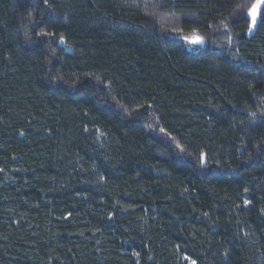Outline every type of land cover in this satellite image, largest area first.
<instances>
[{"label": "trees", "instance_id": "1", "mask_svg": "<svg viewBox=\"0 0 264 264\" xmlns=\"http://www.w3.org/2000/svg\"><path fill=\"white\" fill-rule=\"evenodd\" d=\"M255 2L0 0V264H264Z\"/></svg>", "mask_w": 264, "mask_h": 264}, {"label": "snow or ice", "instance_id": "2", "mask_svg": "<svg viewBox=\"0 0 264 264\" xmlns=\"http://www.w3.org/2000/svg\"><path fill=\"white\" fill-rule=\"evenodd\" d=\"M45 3H47V0H45ZM259 9V17H258V10ZM241 18L249 19L250 23L248 24V32L251 33L254 31L255 27L258 25V23L261 20H264V7H261V0H256V3L252 4L251 8L248 9L247 16H242ZM231 38L229 37V41ZM61 42H63V38H61ZM194 43H200L202 42L199 38L197 40L193 41ZM179 147V145H177ZM205 155L202 153L200 156V164H205ZM245 205L249 203V201L245 200ZM190 264H196L195 261H191Z\"/></svg>", "mask_w": 264, "mask_h": 264}, {"label": "water", "instance_id": "3", "mask_svg": "<svg viewBox=\"0 0 264 264\" xmlns=\"http://www.w3.org/2000/svg\"><path fill=\"white\" fill-rule=\"evenodd\" d=\"M197 38H199L202 42L194 43L193 41L197 40ZM176 39L184 42L189 47H194L200 50H203L206 46V42L204 41V39L196 34L190 36H178L176 37Z\"/></svg>", "mask_w": 264, "mask_h": 264}, {"label": "rangeland", "instance_id": "4", "mask_svg": "<svg viewBox=\"0 0 264 264\" xmlns=\"http://www.w3.org/2000/svg\"><path fill=\"white\" fill-rule=\"evenodd\" d=\"M263 4H264V0H261V7H262ZM257 11H258V14H259V9ZM60 43H61L62 46H64V42H60Z\"/></svg>", "mask_w": 264, "mask_h": 264}]
</instances>
